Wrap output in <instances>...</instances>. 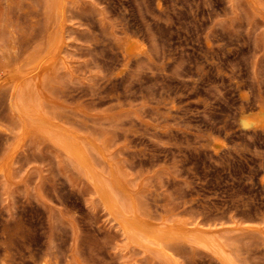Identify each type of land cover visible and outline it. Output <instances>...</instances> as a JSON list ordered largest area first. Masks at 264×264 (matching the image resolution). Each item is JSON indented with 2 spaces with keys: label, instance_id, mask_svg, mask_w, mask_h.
Returning <instances> with one entry per match:
<instances>
[{
  "label": "rangeland",
  "instance_id": "1",
  "mask_svg": "<svg viewBox=\"0 0 264 264\" xmlns=\"http://www.w3.org/2000/svg\"><path fill=\"white\" fill-rule=\"evenodd\" d=\"M51 4L0 0V264H221L197 232L264 264V131L238 127L264 108V0ZM95 183L179 232L172 257L126 235Z\"/></svg>",
  "mask_w": 264,
  "mask_h": 264
},
{
  "label": "bare ground",
  "instance_id": "2",
  "mask_svg": "<svg viewBox=\"0 0 264 264\" xmlns=\"http://www.w3.org/2000/svg\"><path fill=\"white\" fill-rule=\"evenodd\" d=\"M58 4H59V0H52L51 6H53L54 11H56V12H58V10H59ZM157 5H158V3H157ZM11 37H13V34L11 35ZM14 38L15 37H13V39ZM56 44H57V35H56V33L50 31V33H48V36H47V45H46L47 49L49 50V49L53 48ZM11 47H13V46H11ZM140 47H142V44L139 43L137 40L127 39L125 44H124V53L126 54V57L131 56ZM42 55H44V54H41L40 57ZM16 60L14 59V61H16ZM17 63L19 64V61H17ZM19 66L21 67L22 65H19ZM16 73L18 74V76H24V69H21V68L17 69ZM23 90H24V88L22 89V92H23ZM24 92H25V90H24ZM260 100L261 99H259V102L262 101V100L261 101ZM259 109L260 110H257V112L253 111L254 113H252V111H250V112L248 111V112H245V113H242L241 115H239L240 117H238L239 118L238 119V127L240 129H243L244 131L246 130V131H252V132H254V131H257V132L262 131L263 132L264 131V108L261 107ZM59 140H60V142H63L66 150L70 151V153L74 156V158L76 160H78V162L80 164L86 165V163H87L86 151H85L82 143L76 137H70V138L61 137ZM10 162H11V159H8L4 163V166L7 168V170H9ZM1 169L2 168H0V171H1ZM5 174L9 175V172L6 171ZM94 178H96V177H94ZM96 180H97V178H96ZM99 180H101V179H99ZM99 182H101V181H99ZM92 184H93V182H92ZM95 184L97 187L96 191L98 194V199L102 203L103 207L109 212V214L112 215L117 220L121 230H123V232L126 235H128L131 238H136V240H140L141 242H144L145 244H148V245L156 248L157 251L163 252V254H165L166 256H168L170 258L172 257V255H170L169 252L165 251L166 249L163 246V240H165L166 237L173 236L175 234H178L179 232L174 233L173 231H169L168 229L160 230V229H153V228L149 227L148 224L144 220H142L139 217L132 216L130 214L131 212L129 211V206H128L127 201H124L122 203L123 206L120 205L119 200L117 198V195L115 194V192L111 188H109L110 184L108 185V187L106 185L99 184V183H95ZM180 234H186V233H185V231H183L181 229ZM190 236L193 237L194 240L200 246H202L203 248L210 251L214 255V257L216 258V260H218V262H220L221 264H232V262H231L232 259H230L229 255H228L229 253L227 254L226 253L227 251L225 252L212 236H209L207 234H203L201 232L190 234ZM47 251H49V250H47ZM47 251H46V254H47ZM49 254L51 255L50 251H49ZM48 256L46 258L40 260L41 262L39 261L40 263L39 262L38 263L39 264H58V261L52 262V261H54L52 256H50L51 259H49L50 257H48ZM29 257H30V255H29ZM42 257H44V256H42ZM54 259H56V258H54Z\"/></svg>",
  "mask_w": 264,
  "mask_h": 264
}]
</instances>
